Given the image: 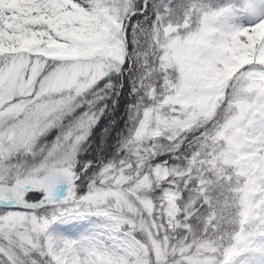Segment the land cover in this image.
<instances>
[{
  "label": "snow or ice",
  "instance_id": "6c2138e0",
  "mask_svg": "<svg viewBox=\"0 0 264 264\" xmlns=\"http://www.w3.org/2000/svg\"><path fill=\"white\" fill-rule=\"evenodd\" d=\"M0 264H264V0H0Z\"/></svg>",
  "mask_w": 264,
  "mask_h": 264
},
{
  "label": "trees",
  "instance_id": "16d2710c",
  "mask_svg": "<svg viewBox=\"0 0 264 264\" xmlns=\"http://www.w3.org/2000/svg\"><path fill=\"white\" fill-rule=\"evenodd\" d=\"M124 119H125L124 106L123 104H121L120 108L117 109L115 114H113L111 117L104 118L101 121L100 125L95 129L94 135L92 137L93 146L95 147L96 144L99 143L102 137V129L105 127H108L110 129V135L108 136L109 143L114 142L115 135L119 130L123 128ZM111 121H115L114 127L111 124Z\"/></svg>",
  "mask_w": 264,
  "mask_h": 264
}]
</instances>
